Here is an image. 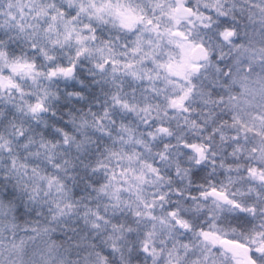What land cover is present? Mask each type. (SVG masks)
<instances>
[{"label": "snow or ice", "instance_id": "1", "mask_svg": "<svg viewBox=\"0 0 264 264\" xmlns=\"http://www.w3.org/2000/svg\"><path fill=\"white\" fill-rule=\"evenodd\" d=\"M0 264H264V0H0Z\"/></svg>", "mask_w": 264, "mask_h": 264}]
</instances>
